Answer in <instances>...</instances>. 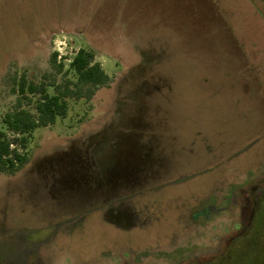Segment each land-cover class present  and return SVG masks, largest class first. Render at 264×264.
<instances>
[{
  "label": "rangeland",
  "instance_id": "rangeland-1",
  "mask_svg": "<svg viewBox=\"0 0 264 264\" xmlns=\"http://www.w3.org/2000/svg\"><path fill=\"white\" fill-rule=\"evenodd\" d=\"M79 48L110 81L0 174V264H264V0H0V130Z\"/></svg>",
  "mask_w": 264,
  "mask_h": 264
},
{
  "label": "trees",
  "instance_id": "trees-1",
  "mask_svg": "<svg viewBox=\"0 0 264 264\" xmlns=\"http://www.w3.org/2000/svg\"><path fill=\"white\" fill-rule=\"evenodd\" d=\"M56 59L57 53H53L50 63L54 76L49 83L35 84L22 76L14 84L13 93L18 98L13 109L1 118L4 130H0V174L12 175L27 163V144L35 129L65 118L70 101H89L110 81L90 49L79 48L66 69Z\"/></svg>",
  "mask_w": 264,
  "mask_h": 264
},
{
  "label": "flooded vegetation",
  "instance_id": "flooded-vegetation-1",
  "mask_svg": "<svg viewBox=\"0 0 264 264\" xmlns=\"http://www.w3.org/2000/svg\"><path fill=\"white\" fill-rule=\"evenodd\" d=\"M54 182L57 183V180L55 179ZM59 184L61 185L62 183L59 182Z\"/></svg>",
  "mask_w": 264,
  "mask_h": 264
}]
</instances>
